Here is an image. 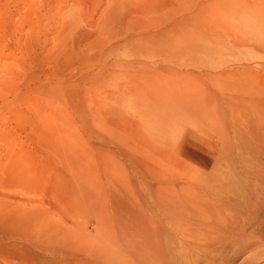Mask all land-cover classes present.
<instances>
[{"label": "rangeland", "instance_id": "obj_1", "mask_svg": "<svg viewBox=\"0 0 264 264\" xmlns=\"http://www.w3.org/2000/svg\"><path fill=\"white\" fill-rule=\"evenodd\" d=\"M0 264H264V0H0Z\"/></svg>", "mask_w": 264, "mask_h": 264}]
</instances>
